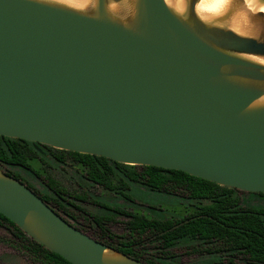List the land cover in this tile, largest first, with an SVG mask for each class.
Segmentation results:
<instances>
[{
    "label": "water",
    "instance_id": "1",
    "mask_svg": "<svg viewBox=\"0 0 264 264\" xmlns=\"http://www.w3.org/2000/svg\"><path fill=\"white\" fill-rule=\"evenodd\" d=\"M107 1L0 0V136L264 193V65L237 55L264 57V32L207 24L196 0L189 22L164 0H134L127 21ZM0 214L72 264H147L1 169Z\"/></svg>",
    "mask_w": 264,
    "mask_h": 264
},
{
    "label": "trees",
    "instance_id": "2",
    "mask_svg": "<svg viewBox=\"0 0 264 264\" xmlns=\"http://www.w3.org/2000/svg\"><path fill=\"white\" fill-rule=\"evenodd\" d=\"M33 149L30 142L0 136V168L19 180L21 178L18 170L21 168L38 174L28 162V151ZM58 151L70 155L75 162L85 166L89 180L109 190L119 189L123 197L130 196L126 191L128 184L133 182L199 204L195 211L198 216H187L179 221L148 219L129 211H121V215L129 218L128 225L131 231L146 236L149 232L152 234L150 236L164 247L171 246L175 240L181 238L198 239L201 243L207 244L200 249L202 252H227L231 256L241 255L251 264H264V206L245 203L239 193L244 191L221 186L180 170L150 165H129L102 156L60 149ZM56 157L59 162H64V156L57 154ZM116 176H119L118 182ZM46 180L47 185L60 195L61 187L50 177ZM254 194L264 197V193ZM0 226L7 228L12 237L20 240V248L34 261L41 264H72L33 240L2 214ZM104 233H106L104 236L108 237L107 232ZM88 234L130 257L154 264L131 251L129 247H114L105 242V238ZM227 260L228 264H235L233 259Z\"/></svg>",
    "mask_w": 264,
    "mask_h": 264
},
{
    "label": "rangeland",
    "instance_id": "3",
    "mask_svg": "<svg viewBox=\"0 0 264 264\" xmlns=\"http://www.w3.org/2000/svg\"><path fill=\"white\" fill-rule=\"evenodd\" d=\"M258 14H262V20L259 18ZM245 17L247 18V15ZM256 17L258 20L264 21V14L262 12L257 13ZM256 27H258L257 24ZM260 32H264V29H261ZM262 34L264 35V33ZM33 148V150L28 151V161L33 168L40 172L39 181L45 183L44 177H50L56 181L66 193L70 194L71 192L74 193L77 191L84 192V189H86V192H88L94 200L116 206L132 213L144 214L147 217L164 218L179 216L184 214L187 210L192 209L191 204L187 201L148 191L140 184L133 182L129 184V189L127 190L132 200L125 199L118 193L108 191L101 186L88 182L85 177L84 169L79 163L75 162L70 155L61 153L58 149L50 147L49 150L52 155L60 154L64 156V162H57L50 153L48 156H45L38 152L37 150H41L39 145ZM31 151L33 152L31 153ZM81 187H83V189H81ZM239 193L245 203L253 206H264V197L247 191ZM86 205L95 212L104 214L109 213L91 203V200L89 204ZM109 215H113V213L111 212ZM73 218L74 222L83 226V229H85L87 233L107 238L104 236L106 233H101L99 229L89 228L86 225L87 222L82 220L80 216H74ZM128 221L129 218L124 215L107 216L103 221V225L109 230V234H111L109 238L112 244L124 240L137 241L139 245L135 248L138 250L137 254L142 258L147 259L154 254H158V256L167 255L171 259V263L169 264H228L227 259L231 258L235 264H251L245 260L243 256L232 255L234 256L232 257L231 254L227 252L214 254L194 253L191 249L197 246L196 242L186 240L177 242L166 254L156 253L155 246L159 245L157 241L155 239L147 240L146 235L138 234L134 230L131 231ZM0 237V264H39L33 262L28 257L27 253L20 248V240L12 237L7 228L0 226Z\"/></svg>",
    "mask_w": 264,
    "mask_h": 264
},
{
    "label": "flooded vegetation",
    "instance_id": "4",
    "mask_svg": "<svg viewBox=\"0 0 264 264\" xmlns=\"http://www.w3.org/2000/svg\"><path fill=\"white\" fill-rule=\"evenodd\" d=\"M31 145H32V147H36V146L39 145L41 147V150H37V149L36 150L38 152L42 153L45 156H48V154L50 153L49 148L51 146L44 145V144H39V143H34V144L31 143ZM32 152L33 151H31V153ZM56 156L57 155H54V154L52 155L53 159L55 161L59 162L58 161V158ZM29 164H30V162H29ZM81 167L85 171V177H86V179H87L88 182H91V183H93V184H95L97 186H101V185H99V184H97V183L89 180L87 178V174H86V170H87L86 167L83 166V165H81ZM34 170H36L38 172V174L30 173L29 171L24 170L22 168L19 169L18 170V173L20 175L21 180H23L24 181L23 183L25 185H27L31 190H33L40 198L43 197L47 202H45L42 198L41 199L51 209H53L57 214H59L64 220H66L68 223H70L72 226H74L78 230H80V231L88 234L87 231H85V229H83V226L79 225L77 222H74V218L73 217L74 216H80L82 220H84V221L87 222L86 225L89 228L99 229L101 231V233L102 232H107L108 237L105 238V239L102 238V239H104L105 242H108L109 244H111L114 247H129V249H131V251H133L134 253H137L138 252L137 248H135V247H137V245H139L137 241L134 242L132 240H124V241H121L119 243L112 244L110 242L111 239L109 238L111 236V234H109L110 233L109 230H107V228H105L104 225H103V221L105 220V218L107 216L109 217V216H118V215H121L122 214L121 211H125L124 209L118 208V207L113 206V205H110V204H105L103 202H99L97 200L92 199V196H90L89 193L86 192V189H84V192L77 191V192H74V193L71 192L72 194L71 193L70 194L69 193H66L64 191V189L55 181L56 184L59 187H61V189H62V191L60 192V195H58V194H56V192H55L54 189L50 188L47 185V180H46L47 177H44L45 183H41L39 181V179H40V172L37 169H35V168H34ZM116 178H117V181L116 180L115 181L118 182L119 176H116ZM141 186H143V188L147 189L148 191L155 192V193H159V194H162V195H164L166 197H172L174 199H181V200L187 201L188 203L191 204L192 209L187 210L184 214L179 215V216H169V217H164V218L147 217L144 214H140V213H136V212H133V214H137V215L143 216V217L148 218V219H157V220H163V221H167V220L179 221V220L184 219L187 216H198L197 213H195V211L199 207L198 202L191 201V200H186V199L179 198V197H176V196H173V195H168V194H165L163 192L154 191V190H151V189H149L148 187H146L144 185H141ZM101 187L104 188L103 186H101ZM81 189H83V187H81ZM104 189H106V188H104ZM128 189H129V184H128ZM106 190L120 194L119 189H116V190L106 189ZM254 193H256V192H254ZM124 198L125 199H128V200H132L131 196H129L128 198L127 197H124ZM90 200H91V203H93L94 205L100 207L102 210L108 211L109 213L112 212L113 215H109V213H105V214L104 213H98V212H95V211L89 209L86 204H89ZM97 221H99L100 223H98ZM150 235H152V234H150L148 232V235L146 237L147 240H152L153 239V236H150ZM0 239H1V237H0ZM185 240L186 241H190V242H196L197 246L195 248H192L191 249L192 252H194V253L195 252L206 253V254H214V253H217L215 251L214 252L213 251L212 252H207V251H203L202 252V251H200V249L203 248V247H205L207 244L201 243L198 239H192V238H188V237L187 238L177 239V240H175V242L171 246H168V247H164V246H162L161 244H159L157 242L159 245L158 246H155V250L157 251L156 253H165L166 254L168 252V250L171 249L177 242H179V241H185ZM99 242H102V241H99ZM102 243H104V242H102ZM147 244H149V243H147ZM28 257L33 262L39 263L37 261H34L29 255H28ZM147 260H149L150 262H152L154 264H169V263H171V259L167 255H164V256H160L159 255L158 256V254H154L153 256L147 258ZM39 264H41V263H39Z\"/></svg>",
    "mask_w": 264,
    "mask_h": 264
},
{
    "label": "bare ground",
    "instance_id": "5",
    "mask_svg": "<svg viewBox=\"0 0 264 264\" xmlns=\"http://www.w3.org/2000/svg\"><path fill=\"white\" fill-rule=\"evenodd\" d=\"M56 3L82 12H91L95 0H43ZM168 7L179 17L191 21L187 7L189 0H164ZM134 0H108L107 9L115 17L128 20L133 12ZM264 0H196L194 4L195 15L207 24L218 25L232 29L239 35L258 37L264 29V21L258 20L259 12L264 14ZM247 15V18L245 17ZM256 24L258 27H256ZM252 62L264 65V57L251 54H237ZM236 78V77H233ZM238 79V78H237ZM264 91V87L262 88ZM106 255H115L107 249Z\"/></svg>",
    "mask_w": 264,
    "mask_h": 264
},
{
    "label": "clouds",
    "instance_id": "6",
    "mask_svg": "<svg viewBox=\"0 0 264 264\" xmlns=\"http://www.w3.org/2000/svg\"><path fill=\"white\" fill-rule=\"evenodd\" d=\"M262 10H264V9H262Z\"/></svg>",
    "mask_w": 264,
    "mask_h": 264
}]
</instances>
